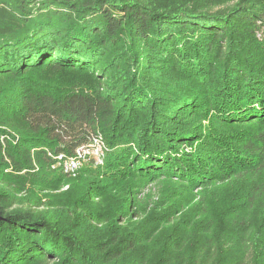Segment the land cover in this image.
Wrapping results in <instances>:
<instances>
[{"label": "trees", "instance_id": "16d2710c", "mask_svg": "<svg viewBox=\"0 0 264 264\" xmlns=\"http://www.w3.org/2000/svg\"><path fill=\"white\" fill-rule=\"evenodd\" d=\"M262 172L264 0H0V264H264Z\"/></svg>", "mask_w": 264, "mask_h": 264}, {"label": "rangeland", "instance_id": "374dc122", "mask_svg": "<svg viewBox=\"0 0 264 264\" xmlns=\"http://www.w3.org/2000/svg\"><path fill=\"white\" fill-rule=\"evenodd\" d=\"M255 127L253 126H245V125H240L239 127L236 126H229L226 127V129L224 130L225 133L231 132V131H245V130H254ZM105 146V141H103L102 137L99 136L98 138H95L93 142L88 143L86 146H82L81 148H79L77 150L78 153V158H76L77 161L81 162L82 164H84V162L90 161V160H97V162H102V154H103V148ZM79 174L73 175L71 178L68 179V181H70L63 189L64 190L68 187H70V183L72 181H76L78 182L79 179ZM259 178L260 182L264 183V172H262V174H258L257 175ZM262 183V184H263ZM181 184H174L173 187L177 188V191H180L179 188L181 187ZM224 188V186H221ZM141 190L139 192V205H143V206H152L153 203L155 201H157L160 197L161 194H165L167 195V197H171L170 193H165L164 190H166V184L165 185H159L155 182H148V183H144L142 186H140ZM189 189L186 187L185 190L183 191H188ZM191 191V190H190ZM193 199H197V193L196 190H192L189 194V196L186 198V200H193ZM194 202V201H193ZM192 202V203H193ZM191 203V204H192ZM190 206L187 205L186 207L188 208ZM264 215V213H263ZM264 217H260V219H263Z\"/></svg>", "mask_w": 264, "mask_h": 264}, {"label": "built area", "instance_id": "2783aa9c", "mask_svg": "<svg viewBox=\"0 0 264 264\" xmlns=\"http://www.w3.org/2000/svg\"><path fill=\"white\" fill-rule=\"evenodd\" d=\"M67 166L69 168H75L77 166V162L73 159L67 161Z\"/></svg>", "mask_w": 264, "mask_h": 264}]
</instances>
